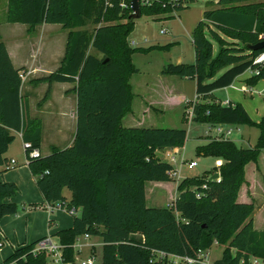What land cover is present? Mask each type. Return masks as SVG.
<instances>
[{
  "label": "trees",
  "instance_id": "trees-1",
  "mask_svg": "<svg viewBox=\"0 0 264 264\" xmlns=\"http://www.w3.org/2000/svg\"><path fill=\"white\" fill-rule=\"evenodd\" d=\"M214 4L208 2L204 19L192 32L195 61L170 62L162 73L196 81V99L186 105L193 106V120L254 124L260 135L254 147L239 146L231 138H210L198 145L197 155L223 159L218 169L185 177L178 182L175 200L149 206L147 182L171 181L175 169L158 151L183 146L187 130L123 124L134 98L130 79L139 72L133 54L149 50L129 43L135 25L131 0H9V22L29 29L44 23L68 29L60 66L32 81L76 83L75 138L70 146L29 157L28 163L49 204L81 210L73 214L71 227L54 233L64 245L67 262L77 264L74 245L84 234L102 237V264H169L159 251L196 257L214 244L224 246L214 264H246L251 255L264 259V229L255 227V204L239 198L247 165L257 162L264 150V114L256 122L242 103L225 104L214 92L249 69L258 73L249 76L247 84L264 79V62H255L264 49L249 47L264 39V0ZM185 7L186 0L141 4L142 15ZM27 71L14 65L7 44L0 40V164L8 161L6 153L17 133L41 150L42 122L30 116L28 100L21 94L22 74ZM215 173L220 180L213 178ZM65 189L71 191L70 200ZM18 191L15 182L0 180V221L18 213L13 200ZM36 243L18 246L0 264H50L46 252L32 251Z\"/></svg>",
  "mask_w": 264,
  "mask_h": 264
},
{
  "label": "rangeland",
  "instance_id": "rangeland-1",
  "mask_svg": "<svg viewBox=\"0 0 264 264\" xmlns=\"http://www.w3.org/2000/svg\"><path fill=\"white\" fill-rule=\"evenodd\" d=\"M209 1H214V7L217 5L216 2L218 0H186V7L181 10L155 15L143 14L135 19V25L128 37L132 46L149 50L133 54V62L139 69V72L134 75L133 82L136 86L135 90L137 92L141 90L143 97L141 99L139 95H136L133 102V111L124 117V125L185 128L187 130V138L178 151L170 148L158 151L160 158L173 163L177 169H180V174L178 177H173V181L161 185V188H158L154 194H152L155 189L154 182L148 183L147 203L149 206L168 205L177 193V182L185 177L202 175L208 170L214 172L218 169L215 167L218 165V161L223 162L222 158L199 156L196 153L198 145L208 142L210 138H214L216 135V130L212 129L209 137L207 134L209 124L193 120L190 112L191 107L189 109L186 107L189 101L196 99V81L162 73V69L166 64L170 62L180 63L177 62L178 58L182 59L181 62L192 63L195 61L192 32L197 23L204 19V10L209 7ZM8 6L9 0H0V40L5 41L8 45L17 60V64L31 61L50 64L59 48V40L63 38L61 35H54V30L62 31L64 38H66L68 29L62 27L61 24L55 23L40 24L34 29H29L27 24L9 22L7 20ZM88 28L92 29L93 26L88 25ZM62 32L61 34L63 35ZM251 75V71L247 70L234 81L236 87H223L216 89L214 92L221 100L229 99L233 102L242 103L252 119L259 122L264 114V79L252 85L254 89L262 90L261 93L244 92L239 89V87L246 85V79ZM136 80L142 82L141 88L136 85ZM29 96L34 112L38 114L37 103L41 98L40 92L32 91ZM180 99L183 102H179ZM146 100L148 102L151 100L153 103V105H148L150 108L148 111L142 104H145ZM224 127L233 128L230 138L243 147H254L260 135L259 127L254 124H226ZM70 128L71 124L68 122V125L65 124L64 131L67 133ZM65 139L64 135L56 137V135L54 136L52 132L48 131L45 136L43 154L50 152V143H58L60 146H64L65 143L63 142H65ZM10 145L11 151H19L21 153L25 151L23 142L18 135H16L15 140ZM168 153L175 155L176 160L172 161ZM191 160L197 162V165L192 168L188 165ZM246 178L249 181L247 180L243 184V193L241 194L243 197L247 195L248 200L254 202L253 217L255 227L264 229V210H261L264 206V150L257 162L253 161L247 165ZM246 190L250 193L246 194ZM25 191L30 193L27 188H25ZM65 194L70 200L71 191L65 189ZM13 200L19 205L18 213L23 214L24 210L20 207V189ZM29 204L34 207L28 217L30 230L34 232L40 231V228H43L44 225L47 228L48 217L42 207L43 203L39 200ZM80 213L81 210L78 209L76 214L79 215ZM53 217L55 219L53 227L58 224L66 226L73 220V214L65 209H55ZM20 222L21 228L26 229L25 220H20ZM54 239H57L56 236H54ZM88 243H91V245H87ZM78 244L82 245V248L80 251L76 250L75 259L77 261L80 258L94 255L95 264H102L103 245L100 235H90L88 239H85L84 235H80ZM223 249V245H213L207 254L206 260L209 261V264H214V261L220 258ZM195 264L208 263L204 261L203 263Z\"/></svg>",
  "mask_w": 264,
  "mask_h": 264
},
{
  "label": "crops",
  "instance_id": "crops-1",
  "mask_svg": "<svg viewBox=\"0 0 264 264\" xmlns=\"http://www.w3.org/2000/svg\"><path fill=\"white\" fill-rule=\"evenodd\" d=\"M61 32L57 30H54L53 32L54 35L56 36L61 35V37L63 38L59 40L60 42L59 48L55 54L53 61L48 65L43 62L38 63L37 61L17 64L16 58L14 57L13 53L11 52V50L9 49L7 45L14 65L18 68L26 67L28 69V71L26 72L23 78L21 94L23 95L25 99L28 100L30 116L32 118H38L42 122L41 152L44 150L45 136L48 131L52 132V134H54V136L56 135V137L58 135L59 136L64 135V139L65 137H67L64 140L65 142H63L65 143L64 146H60V144L58 143H50L49 149L51 152L53 148L55 147L65 148L67 146H70L74 141L76 129H77L78 94L76 90V83L75 82H53L49 84L47 81H38V82L32 81L33 79H37V78L48 75L49 73L56 70L60 66L61 61L65 55L67 37H68V31L66 34V38H64V33L62 32L63 33L62 35ZM181 61L182 59L178 58L177 62H181ZM136 73H134L130 79L133 92H134V98L132 101V110L130 112L133 111V102H134L136 95H139V98L143 97V94L140 92L141 90H139L140 93L135 90L136 86H135V83L133 82V78ZM136 83H137L136 85H138L139 88L142 87V82H140V80H136ZM229 87H236V86L234 85V82H233V84H231ZM35 90L37 92H40V97H41L40 101L37 103L38 104V114L34 112V108L32 106L30 96H29V94ZM223 101H230V100L226 99ZM179 102H183V100L180 99ZM142 104L145 107L146 111L150 110L148 105H153L151 100L150 102L146 100V103L145 104L142 103ZM68 122L71 124V128L66 133L64 131V128H65V124L68 125ZM17 135L20 137V139L23 142L22 135L20 133H17ZM10 148H11V145L6 153L8 161L4 164H0V180L13 181L18 185L21 191V204H20L21 206L20 207L22 208V210H24V212L23 214L17 213L15 215H6L0 221V262L5 260L8 257V255H10L18 246L28 244L31 242H35L46 235H52L54 237V233L56 231L60 229H64V228H69L73 225V220H72V222H70L69 224H66V226H62L61 224H58L55 227L52 226L55 220L53 217L54 211H50L48 209L47 207L48 202L46 201L43 194L38 188L37 177L32 173L29 164H27L26 151L21 153L19 151H11ZM170 149L178 150L179 147H174ZM50 152L44 153V155H47ZM11 159H15L17 161V165H11ZM247 180L249 181V179ZM171 181H166V182L148 181L147 185L149 182H154L153 184H154L155 189L152 192V194H154L158 188H161V185L167 182H171ZM147 185H146V190H147ZM177 185H178V182L176 183V188H177ZM25 188L29 189L30 193L29 192L27 193L25 191ZM241 193H243L242 189H241L239 198L243 201H249L247 195L243 197ZM249 193H248V190H246V194H249ZM177 195H178V190H177V193L173 196V199L171 201L175 200ZM39 200L43 203L42 207L47 213L48 224H47V228L44 225L43 228H40V231L34 232L33 230L32 231L30 230L29 224H28L29 214L31 213V210L34 208L33 205H30L29 203L39 201ZM261 210H264V206L262 207ZM20 220L21 221L25 220L26 229L21 228ZM135 237L140 238V239L144 238L140 234H135ZM56 238L58 240V237ZM87 245H91V243H88ZM102 245H103V240H102ZM198 263H203V262H198Z\"/></svg>",
  "mask_w": 264,
  "mask_h": 264
},
{
  "label": "built area",
  "instance_id": "built-area-1",
  "mask_svg": "<svg viewBox=\"0 0 264 264\" xmlns=\"http://www.w3.org/2000/svg\"><path fill=\"white\" fill-rule=\"evenodd\" d=\"M153 0H140L141 4H150ZM123 5H126L125 3H123ZM255 62H264V51L255 59ZM251 71V74H256L258 73V70H253V69H249ZM26 73L22 74V78H24ZM240 90L244 91V92H259L261 93L262 90H257L254 89V87L252 85H249L246 83V85H243L241 88H239ZM225 104H227L229 101H223ZM189 111V110H188ZM191 116H193V106H191ZM226 124H209V128L207 130V134L210 137V131L212 129L216 130V135L214 136V138H230L231 134L233 133V128L229 127V128H225ZM20 134L22 135V133L20 132ZM213 137V136H212ZM23 146L25 151L30 150L28 152V156H27V164L29 163V157H39L41 155V150L39 148H32V143L29 141H23ZM178 151V150H177ZM27 155V154H26ZM168 155L170 156L172 161L176 160V156L175 155H171L170 153H168ZM186 161V160H184ZM222 164V162L218 161V165L216 166H220ZM11 165H17V161L15 159L11 160ZM174 165V164H173ZM188 165L190 168L194 167L197 165V162L194 160H191L188 162ZM175 166V165H174ZM180 174V169H177L175 167L174 170H172L171 175L173 177H178V175ZM218 180H220V175H218L217 177ZM206 186V184H204V187ZM200 194H198L199 196ZM48 209L50 211H54L55 209H65L67 211H69L72 214H76L78 211V208L76 207H71L70 209L66 206H64L62 203H56V204H49L48 203ZM85 239L90 238V234H84ZM75 248L76 250L78 249L79 251L82 248V245L78 244V239L75 243ZM32 251L34 253L39 252V251H44L47 253L48 257H49V263L50 264H71L70 262H67L65 260V256H64V245L57 239H54V237L52 235H46L42 238H40L39 240H37V243L35 245V247L32 249ZM207 254H208V250H200L198 255L196 257H192V256H187V255H178V254H173V253H168L165 251H159L158 255L159 257H164L169 259V264H195L198 262H207L209 264V261L206 260L207 259ZM244 262V260H243ZM77 264H95V256L94 255H90L88 257L85 258H80L78 261L76 260ZM246 264H264V259L255 255H251L247 261Z\"/></svg>",
  "mask_w": 264,
  "mask_h": 264
},
{
  "label": "water",
  "instance_id": "water-1",
  "mask_svg": "<svg viewBox=\"0 0 264 264\" xmlns=\"http://www.w3.org/2000/svg\"><path fill=\"white\" fill-rule=\"evenodd\" d=\"M131 7L133 10L131 17L133 19H136L142 16V8H141L140 0H131ZM249 47L253 50L264 49V39L255 44H250ZM218 175L219 173H215L213 178H217Z\"/></svg>",
  "mask_w": 264,
  "mask_h": 264
}]
</instances>
